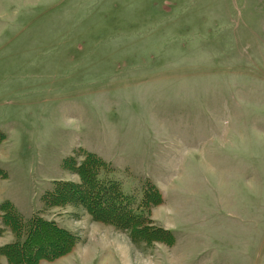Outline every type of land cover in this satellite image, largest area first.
Here are the masks:
<instances>
[{
  "label": "rangeland",
  "instance_id": "obj_1",
  "mask_svg": "<svg viewBox=\"0 0 264 264\" xmlns=\"http://www.w3.org/2000/svg\"><path fill=\"white\" fill-rule=\"evenodd\" d=\"M88 155L152 226L45 207ZM5 200L77 234L38 264H264V0H0Z\"/></svg>",
  "mask_w": 264,
  "mask_h": 264
},
{
  "label": "trees",
  "instance_id": "obj_2",
  "mask_svg": "<svg viewBox=\"0 0 264 264\" xmlns=\"http://www.w3.org/2000/svg\"><path fill=\"white\" fill-rule=\"evenodd\" d=\"M103 164L101 158L88 155L77 170L81 181L64 183L58 186L59 190L57 187L47 190L42 196L45 207L66 201L79 202L94 218L112 221L126 228L131 226L135 232L151 225L141 202L135 195L123 190L120 181L112 173H106ZM147 188L140 200L151 192H154L156 200L159 193L154 183ZM24 215L12 201L0 203V221L15 236L12 241L0 245V256L4 255L11 264H38L42 260H55L76 246L77 234L55 220L41 214ZM150 235L160 236L154 232H150ZM168 240L171 241V237Z\"/></svg>",
  "mask_w": 264,
  "mask_h": 264
}]
</instances>
